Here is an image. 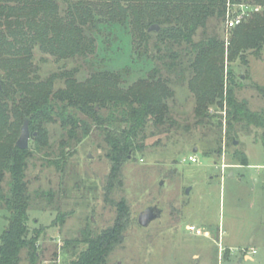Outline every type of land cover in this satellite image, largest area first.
I'll use <instances>...</instances> for the list:
<instances>
[{
  "label": "rangeland",
  "instance_id": "rangeland-1",
  "mask_svg": "<svg viewBox=\"0 0 264 264\" xmlns=\"http://www.w3.org/2000/svg\"><path fill=\"white\" fill-rule=\"evenodd\" d=\"M261 11V7L249 9L244 21ZM116 29L110 47L99 40L96 53L85 60L59 59L35 49L33 60L40 77L73 71L83 81L92 71L89 61L96 70L126 68L129 73L123 75L122 87L145 77L153 62L138 61L128 27L117 25ZM204 32L199 28L193 40L216 34L224 43L222 99L209 105L205 120L197 122L195 96L187 82L191 74L185 73L182 80L171 74L173 96L167 103L173 125L147 129L144 149L122 164L121 183L110 190L106 189L110 162L100 131L93 128L81 142L65 149L56 166L53 161L59 159L64 133L58 122L47 125L48 146L32 151L25 170L31 194L27 226L39 231L38 264H70L86 247L80 242L83 230L98 233L112 226L120 201L127 206L129 223L106 264H234L238 260L239 264H264L262 129L237 127L236 144L234 140L228 144L224 111L226 79L231 76L238 100H246L254 111L264 108V97L254 88L264 86V44L258 54L247 50L243 58L230 60L233 30H226L224 21L210 19ZM152 43L150 39L149 46ZM227 68L231 74H226ZM63 86V78L57 77L54 88ZM28 146L33 147L31 138ZM235 151L246 156L247 165L238 164ZM191 154L196 163L188 161ZM150 206L161 208L162 213L142 227L138 214ZM8 217L9 212L0 207V234ZM19 264H28L26 249L20 252Z\"/></svg>",
  "mask_w": 264,
  "mask_h": 264
},
{
  "label": "trees",
  "instance_id": "trees-1",
  "mask_svg": "<svg viewBox=\"0 0 264 264\" xmlns=\"http://www.w3.org/2000/svg\"><path fill=\"white\" fill-rule=\"evenodd\" d=\"M227 2L262 10L232 28L228 58H243L247 50L258 54L264 44V0H0V207L9 212L0 234V264H19L22 249L28 264L39 262V231L27 226L31 194L25 170L32 151L48 146L49 123L58 122L64 133L59 159L53 161L56 166L65 149L81 142L93 128L100 131L110 162L106 183L110 190L121 183L122 164L144 149L147 129L173 125L167 103L173 96L171 74L176 80L191 74L187 82L195 96L194 115L197 122L205 120L207 107L223 97L224 43L216 34L199 41L193 36L199 28L204 35L210 19L225 21ZM153 23L160 29L147 31ZM117 25L128 27L138 61L153 62L145 77L122 87L126 68L96 70L92 61L88 62L92 71L83 81L73 71L40 77L35 49L59 59L85 60L96 53L99 40L110 47ZM227 73H232L230 68ZM57 77L63 78V87L54 88ZM232 81V76L226 79L225 90L228 144L237 127L254 126L262 129L264 146V108L254 111L246 100H238ZM254 88L264 97V86ZM25 119L33 147L21 149L15 142ZM233 156L238 164H248L242 152ZM128 223L127 206L120 201L112 226L98 233L83 230L80 242L86 247L70 264H106Z\"/></svg>",
  "mask_w": 264,
  "mask_h": 264
},
{
  "label": "water",
  "instance_id": "water-1",
  "mask_svg": "<svg viewBox=\"0 0 264 264\" xmlns=\"http://www.w3.org/2000/svg\"><path fill=\"white\" fill-rule=\"evenodd\" d=\"M159 29H160V26L156 23H153L148 27L147 31L152 32V31H158ZM30 136H31V132L28 126V119H25L21 125L20 134L15 142V145L21 149L27 148ZM233 142L234 144H236V140H234ZM194 151H196V148H194ZM161 213H162V209L157 206L147 207L138 214L137 223L142 227H146L153 220L159 218ZM239 263H240V260H238L234 264H239Z\"/></svg>",
  "mask_w": 264,
  "mask_h": 264
},
{
  "label": "built area",
  "instance_id": "built-area-1",
  "mask_svg": "<svg viewBox=\"0 0 264 264\" xmlns=\"http://www.w3.org/2000/svg\"><path fill=\"white\" fill-rule=\"evenodd\" d=\"M249 7L250 5L248 4H243V3L242 4H232L230 2H227L226 12H225V21H224L226 30H231L232 28L236 27L241 22H243L244 18L248 14L249 9L250 11L259 9V6H255L253 8L252 7L249 8ZM187 159L191 163L197 162V158L193 154L189 155ZM224 167H225V164L222 165V168ZM189 229L193 230L194 227L190 226ZM253 252L254 250H252V253Z\"/></svg>",
  "mask_w": 264,
  "mask_h": 264
},
{
  "label": "crops",
  "instance_id": "crops-1",
  "mask_svg": "<svg viewBox=\"0 0 264 264\" xmlns=\"http://www.w3.org/2000/svg\"><path fill=\"white\" fill-rule=\"evenodd\" d=\"M251 256H247V259H249Z\"/></svg>",
  "mask_w": 264,
  "mask_h": 264
}]
</instances>
